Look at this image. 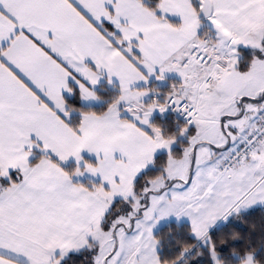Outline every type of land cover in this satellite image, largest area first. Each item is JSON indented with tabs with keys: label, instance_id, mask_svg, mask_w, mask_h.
I'll use <instances>...</instances> for the list:
<instances>
[{
	"label": "snow or ice",
	"instance_id": "1",
	"mask_svg": "<svg viewBox=\"0 0 264 264\" xmlns=\"http://www.w3.org/2000/svg\"><path fill=\"white\" fill-rule=\"evenodd\" d=\"M0 264H264V0H0Z\"/></svg>",
	"mask_w": 264,
	"mask_h": 264
},
{
	"label": "trees",
	"instance_id": "2",
	"mask_svg": "<svg viewBox=\"0 0 264 264\" xmlns=\"http://www.w3.org/2000/svg\"><path fill=\"white\" fill-rule=\"evenodd\" d=\"M93 107L99 110L102 107V105H93Z\"/></svg>",
	"mask_w": 264,
	"mask_h": 264
}]
</instances>
